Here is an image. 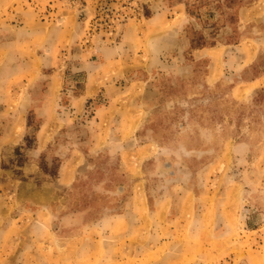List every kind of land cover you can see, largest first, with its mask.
I'll use <instances>...</instances> for the list:
<instances>
[{
  "label": "rangeland",
  "instance_id": "rangeland-1",
  "mask_svg": "<svg viewBox=\"0 0 264 264\" xmlns=\"http://www.w3.org/2000/svg\"><path fill=\"white\" fill-rule=\"evenodd\" d=\"M197 1L0 0V264H264V0Z\"/></svg>",
  "mask_w": 264,
  "mask_h": 264
},
{
  "label": "trees",
  "instance_id": "trees-1",
  "mask_svg": "<svg viewBox=\"0 0 264 264\" xmlns=\"http://www.w3.org/2000/svg\"><path fill=\"white\" fill-rule=\"evenodd\" d=\"M205 0H199L197 2H195L197 5H194V7L198 6L201 7L204 4ZM233 6H230V9H232ZM191 44L193 45L194 48H205V47H215L218 42L216 41H212V42H208V41H204V42H200V40L195 41L192 40Z\"/></svg>",
  "mask_w": 264,
  "mask_h": 264
}]
</instances>
